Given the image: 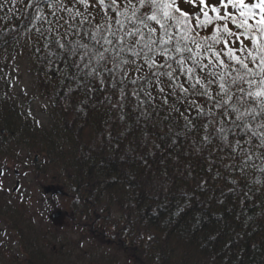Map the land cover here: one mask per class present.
Returning <instances> with one entry per match:
<instances>
[{
  "label": "trees",
  "instance_id": "1",
  "mask_svg": "<svg viewBox=\"0 0 264 264\" xmlns=\"http://www.w3.org/2000/svg\"><path fill=\"white\" fill-rule=\"evenodd\" d=\"M27 4L0 0V69L26 48L49 122L15 107L0 76V168L14 163L37 191L61 194L44 200L29 188L19 200L0 186V264H264L259 153L242 174L218 141L201 144L203 130L185 134L176 113L137 120L130 105H117L118 89L85 78L46 46L49 34L32 28ZM89 12L102 22L98 6ZM56 213L64 224L52 222Z\"/></svg>",
  "mask_w": 264,
  "mask_h": 264
},
{
  "label": "snow or ice",
  "instance_id": "2",
  "mask_svg": "<svg viewBox=\"0 0 264 264\" xmlns=\"http://www.w3.org/2000/svg\"><path fill=\"white\" fill-rule=\"evenodd\" d=\"M27 6L35 9L26 17L32 28L49 34L46 46L55 45L85 78L118 89L117 105H130L137 120L168 109L165 120L176 113L185 134L203 130L201 144L218 141L242 174L257 152L264 163V0H28ZM96 6L102 22L93 23L89 9ZM190 97L212 107L205 111Z\"/></svg>",
  "mask_w": 264,
  "mask_h": 264
},
{
  "label": "rangeland",
  "instance_id": "3",
  "mask_svg": "<svg viewBox=\"0 0 264 264\" xmlns=\"http://www.w3.org/2000/svg\"><path fill=\"white\" fill-rule=\"evenodd\" d=\"M22 48L24 50H22ZM22 48H17L4 59L0 69V76L3 77L4 82L8 83V97L15 103V107L26 111L42 125H45L49 122L47 103L37 95L38 93L34 88L32 77V61L29 56L26 55V48ZM0 169L3 170V175L0 178V186L11 190V188L19 182L18 191L14 194L17 199L20 200L24 196H27L30 193L29 188L34 194L41 196L42 199H47V197L50 198L49 195L52 193L46 192V190L50 188L46 187L45 192L44 190L42 191V189L37 191L36 187H38V185L33 178L28 174H22L20 168L16 167L14 163H9L8 167ZM65 220L66 219L61 216L53 219L52 222L57 225H62L65 223Z\"/></svg>",
  "mask_w": 264,
  "mask_h": 264
},
{
  "label": "water",
  "instance_id": "4",
  "mask_svg": "<svg viewBox=\"0 0 264 264\" xmlns=\"http://www.w3.org/2000/svg\"><path fill=\"white\" fill-rule=\"evenodd\" d=\"M0 134H4V131L2 130V131H0ZM37 161V158L35 157V162ZM0 173H2V174H0V177L3 175V170H0ZM15 174H17V173H15ZM17 188H19V182H17L16 184H15V186L13 187V188H11L12 189V193H15L18 189ZM47 191H49V190H47ZM56 193L57 194H61V191H56ZM57 217H60V214L59 213H56V214H54V216H52V218L53 219H55V218H57Z\"/></svg>",
  "mask_w": 264,
  "mask_h": 264
},
{
  "label": "flooded vegetation",
  "instance_id": "5",
  "mask_svg": "<svg viewBox=\"0 0 264 264\" xmlns=\"http://www.w3.org/2000/svg\"><path fill=\"white\" fill-rule=\"evenodd\" d=\"M51 192H52V190H51Z\"/></svg>",
  "mask_w": 264,
  "mask_h": 264
}]
</instances>
